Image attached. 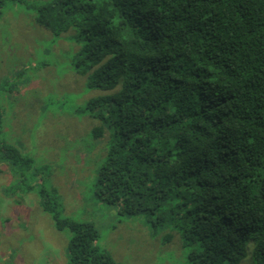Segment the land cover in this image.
<instances>
[{
  "label": "trees",
  "instance_id": "16d2710c",
  "mask_svg": "<svg viewBox=\"0 0 264 264\" xmlns=\"http://www.w3.org/2000/svg\"><path fill=\"white\" fill-rule=\"evenodd\" d=\"M34 9L53 34L75 32L79 72L109 92L81 108L100 122L93 138L107 134L96 196L121 216L176 229L190 246L184 264H264V0ZM0 160L19 181L32 165L3 140ZM39 195L57 229L71 231L67 264H121L96 245L93 223L58 217Z\"/></svg>",
  "mask_w": 264,
  "mask_h": 264
},
{
  "label": "rangeland",
  "instance_id": "374dc122",
  "mask_svg": "<svg viewBox=\"0 0 264 264\" xmlns=\"http://www.w3.org/2000/svg\"><path fill=\"white\" fill-rule=\"evenodd\" d=\"M47 1L0 0V141L32 164L19 181L0 160V264H67L71 231L42 209V190L58 217L93 223L96 245L121 264H184L190 246L176 229L121 216L96 196L107 134L93 138L100 122L81 108L109 92L87 86L72 29L55 35L35 21Z\"/></svg>",
  "mask_w": 264,
  "mask_h": 264
}]
</instances>
